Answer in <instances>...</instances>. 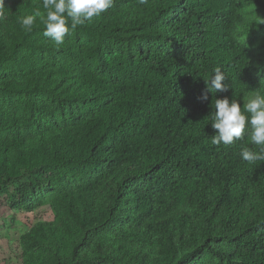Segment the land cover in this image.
Returning <instances> with one entry per match:
<instances>
[{
  "label": "trees",
  "instance_id": "trees-1",
  "mask_svg": "<svg viewBox=\"0 0 264 264\" xmlns=\"http://www.w3.org/2000/svg\"><path fill=\"white\" fill-rule=\"evenodd\" d=\"M37 11L0 0V205L52 212L17 261L264 264V161L240 156L259 147L250 126L211 144L210 120L264 93V0H113L60 46L21 26Z\"/></svg>",
  "mask_w": 264,
  "mask_h": 264
},
{
  "label": "clouds",
  "instance_id": "clouds-1",
  "mask_svg": "<svg viewBox=\"0 0 264 264\" xmlns=\"http://www.w3.org/2000/svg\"><path fill=\"white\" fill-rule=\"evenodd\" d=\"M140 2L144 3L145 0ZM112 3L113 0H43L44 15L37 11L35 14L25 15L20 23L25 30L31 31L36 18L40 17L44 25L43 35L51 38L56 46H60L65 42L66 35L70 34V29L75 30L86 21L99 17ZM256 23L264 24V18L260 17ZM225 79L224 72L216 68L211 78L205 80L208 91H226L228 85L223 83ZM200 99L207 100V92ZM242 105L243 108L234 97L215 98V111L210 120L212 128L216 131L211 135V144L231 145L241 139L245 135L246 126H250V142L258 146L259 151L254 152L244 147L240 156L248 162L264 161V93L255 92L247 102L243 101Z\"/></svg>",
  "mask_w": 264,
  "mask_h": 264
},
{
  "label": "rangeland",
  "instance_id": "rangeland-1",
  "mask_svg": "<svg viewBox=\"0 0 264 264\" xmlns=\"http://www.w3.org/2000/svg\"><path fill=\"white\" fill-rule=\"evenodd\" d=\"M260 62L264 57V51L256 49ZM263 61V60H262ZM252 95L248 96L249 99ZM52 219V212L47 205L38 207L31 212L9 211L5 205H0V264H20L16 256L20 251V235L26 232L35 222L49 221Z\"/></svg>",
  "mask_w": 264,
  "mask_h": 264
}]
</instances>
